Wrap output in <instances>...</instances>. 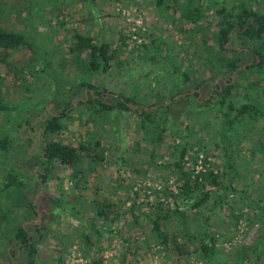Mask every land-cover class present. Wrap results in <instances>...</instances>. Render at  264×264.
<instances>
[{"label":"rangeland","instance_id":"rangeland-1","mask_svg":"<svg viewBox=\"0 0 264 264\" xmlns=\"http://www.w3.org/2000/svg\"><path fill=\"white\" fill-rule=\"evenodd\" d=\"M224 1L246 2L264 14V0H198L195 5L202 15L192 24L182 16L190 6L187 2L37 0L31 25L30 0H0V29L30 31L52 63L45 72L44 63L26 50L6 55L0 50V102L39 117L60 114L67 99L72 103L62 129L54 134L44 128L28 133L19 111L0 112V185L12 172L31 189L26 198L16 190L0 198V216H5L0 264H29L14 241L21 226L30 227L36 242L35 264H264V118L240 123L229 137L234 185L258 205L204 180L225 167L220 119L210 99L232 78L237 88L231 99L242 104L244 79L252 78L247 66L255 61L254 41L234 32L226 45L231 52L223 54L239 60L240 68L231 74L225 67L211 66L214 56L222 53L215 33ZM76 32L115 52L108 72L92 71L89 52L78 54ZM184 73L190 75L187 83ZM83 83L100 88L102 95H93L108 104L131 98V110L101 112L89 91L78 89ZM145 112L155 120L144 118ZM5 138L10 139L9 151L1 147ZM53 139L92 148L82 153L84 175L78 187L73 170L58 161H53L43 184L39 169L18 161L20 154H41L44 140ZM184 144V169L203 176L193 195L198 190L220 195L222 208L214 207L212 198L194 209L193 198L181 194L175 162L177 147ZM96 151L104 157L93 162ZM160 201L185 214L162 225L168 245L152 230V205ZM102 204H113L110 218L97 214ZM203 243H212L217 255L207 259L200 252Z\"/></svg>","mask_w":264,"mask_h":264},{"label":"trees","instance_id":"trees-1","mask_svg":"<svg viewBox=\"0 0 264 264\" xmlns=\"http://www.w3.org/2000/svg\"><path fill=\"white\" fill-rule=\"evenodd\" d=\"M36 1L37 0H30L28 20L31 22V25L33 24V14L36 9ZM197 1L198 0H157V3L158 5H165L167 3L187 2L190 6L188 5L189 7L182 16L192 24H197L202 15L200 7L195 5ZM217 13L219 15V20L217 22L218 31L215 34L216 42L221 48L222 53L214 56L215 61L217 62L214 64L215 61H212L211 66L214 68H217L218 66L223 68L225 67L226 72L231 74L240 68L239 60L234 59L233 56L223 54L231 52L227 49L226 45L230 42L231 35L234 32L240 36H246L254 41L251 54L255 56V61L252 65L247 66V69L252 71V78L247 77L244 79L243 90L246 100L242 104H236L234 100L231 99L233 92L237 88V85L233 83L232 78H229L227 83H223L222 87L218 86L217 95L210 99V102H213V108L217 112V116L220 119L219 135L225 151V167L221 173L214 174V172H211L204 178V180L210 182V184L213 183L215 186L219 187L228 194L240 195L250 204L258 205L254 200H252L244 192L238 190L234 185L236 170L232 156V143L229 141V137L235 127L240 123H243L248 119L257 120L259 118H264V100L259 98V94L264 95V88L262 86V83H264V14L259 13L254 7H251L246 2L242 1L237 3L224 1ZM27 33H30V31L27 30L26 33H17L14 31L0 29V50H3L5 55L9 50H26L30 56L34 57L39 62L41 61L44 63L45 66H43L45 72L49 71L48 69L52 68L51 60L43 53L39 45L33 40L31 33ZM74 40V49L79 55L89 52V65L92 71L108 72L112 68L111 63L114 59L115 52L112 51L113 53L111 54L110 47L107 44H95L91 37L85 36L79 32L75 33ZM212 76H218V71L217 73L214 72ZM183 77L186 83L190 81V75L188 73H184ZM54 81L57 83V77L54 78ZM57 86L62 87L59 82L57 83ZM196 87L198 88V86ZM78 89H86L89 91L91 97L90 101L97 102L100 106L101 112L112 111L114 109H122L123 111L131 110V98L121 97L118 99L117 103L113 105L96 100L94 95L99 97L102 95L103 91L90 83H83L78 87ZM196 95H199V93L197 92ZM67 101L66 106L61 109L60 114L45 113L43 115L41 114V117H39L31 111H24L23 109L10 107L2 102H0V112L7 113L11 111H19L22 115H24L23 126L27 129L28 133H37L39 131L38 129L44 128L45 132L54 134L62 129V120L68 116L67 112L72 103L70 102V99H67ZM27 112L29 114H27ZM143 117L152 122L156 118L154 114L149 112H145ZM42 135L43 133L40 132V137ZM27 141L29 144H34L33 137H28ZM10 145L11 143L9 138H5L1 141V147L5 151L11 150ZM91 151L92 148L83 143L76 148L66 145L59 140H44V147L41 154H37L34 151L27 153V156L25 154H20L18 161L26 162L31 167L34 165L37 169H39V180L42 184L46 183L51 175V166L53 161H58L73 170L71 174L72 179L74 184L78 187L80 185V179H83L82 176L84 175V172L80 169L82 163V153H90ZM23 153L25 152L23 151ZM187 153L188 148L185 144L181 147H177V160L175 162V168L182 182L181 194L185 197L193 198L192 206L194 209H199L201 206L208 203L212 198L215 200L214 207L222 208V197H220V195L215 197V193L205 192L202 190H198V194L196 196L193 195L195 187L203 180V176H194L191 170L184 169V160ZM103 157L104 153L96 151L93 154L92 161L97 162V160H101ZM14 190L20 192L23 198H26L25 194L31 191L30 186L26 181L11 172L7 181L0 185V198L8 195ZM111 205H100V207L97 208V214L103 218H110V215L115 213V211L112 210L113 206ZM29 209L34 216L37 215L36 207L32 202L29 203ZM152 209L154 211L152 230L157 233L165 245H168L169 238L163 232L162 225L174 215L184 216L185 214L180 212L179 209L166 208L165 203L162 201L157 202V204H153ZM4 220L5 216H0V235L2 233L1 228H3ZM34 227L38 229L37 226ZM29 228L24 226L19 227L14 241L17 244V248L22 251L23 254L28 256L29 264H35L37 247ZM176 250L179 253H183L178 246H176ZM198 251L199 249L196 250V252ZM200 252H202L207 259L217 255V249L212 243H203L200 247ZM13 263L14 262L11 260L9 264Z\"/></svg>","mask_w":264,"mask_h":264}]
</instances>
